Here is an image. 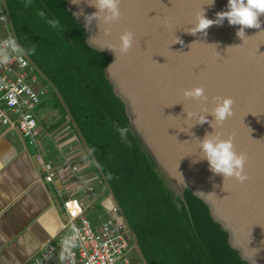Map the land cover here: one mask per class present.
Listing matches in <instances>:
<instances>
[{
    "label": "water",
    "instance_id": "obj_1",
    "mask_svg": "<svg viewBox=\"0 0 264 264\" xmlns=\"http://www.w3.org/2000/svg\"><path fill=\"white\" fill-rule=\"evenodd\" d=\"M64 2L83 27L87 46L110 56L104 75L167 187L183 201L190 190L240 259L264 264V15L261 28L245 29L242 40L239 26L227 20L207 35L186 32L200 12L215 20L216 13L227 11L228 0L212 5L211 0H121L122 17L112 25L86 22L85 15L97 12L90 6L94 0ZM125 31L134 34L133 48L127 55L114 54L108 49L119 47ZM176 38L183 43L174 44ZM197 87L205 90L206 101L184 96ZM216 97L233 99L234 115L213 128L209 113ZM201 116L209 122L198 123ZM206 135L234 137L235 151L247 157L245 183L224 181L200 160Z\"/></svg>",
    "mask_w": 264,
    "mask_h": 264
},
{
    "label": "trees",
    "instance_id": "obj_2",
    "mask_svg": "<svg viewBox=\"0 0 264 264\" xmlns=\"http://www.w3.org/2000/svg\"><path fill=\"white\" fill-rule=\"evenodd\" d=\"M4 2L18 43L35 48L27 56L52 91L50 104L80 133L146 263L246 264L201 200L185 190L183 201L167 187L104 75L110 56L87 46L64 0Z\"/></svg>",
    "mask_w": 264,
    "mask_h": 264
},
{
    "label": "crops",
    "instance_id": "obj_3",
    "mask_svg": "<svg viewBox=\"0 0 264 264\" xmlns=\"http://www.w3.org/2000/svg\"><path fill=\"white\" fill-rule=\"evenodd\" d=\"M50 103L45 99L36 116L40 142L57 169L55 185L41 178L34 149L18 132L0 137V264H25L60 230V194L78 197L94 220L110 193L70 117Z\"/></svg>",
    "mask_w": 264,
    "mask_h": 264
},
{
    "label": "built area",
    "instance_id": "obj_4",
    "mask_svg": "<svg viewBox=\"0 0 264 264\" xmlns=\"http://www.w3.org/2000/svg\"><path fill=\"white\" fill-rule=\"evenodd\" d=\"M10 35L17 41L5 2L0 0V40ZM24 59L26 63L23 66L14 61L6 68L0 67V137L18 132L34 149L33 161L41 178L55 185L57 169L40 142V128L35 114L36 108L52 91L30 58L25 56ZM71 169L76 171L78 166L73 165ZM86 188L93 190L90 185ZM60 200V230L25 264H147L135 251V240L111 191L94 220L86 215L78 197L70 194L64 198L60 194ZM73 235H76V246L71 249V256L61 261L62 241ZM131 249L138 259L128 256Z\"/></svg>",
    "mask_w": 264,
    "mask_h": 264
},
{
    "label": "clouds",
    "instance_id": "obj_5",
    "mask_svg": "<svg viewBox=\"0 0 264 264\" xmlns=\"http://www.w3.org/2000/svg\"><path fill=\"white\" fill-rule=\"evenodd\" d=\"M74 4L76 0H72ZM215 0H211L208 5L214 4ZM121 0H94L90 6L97 9V12L91 15H85L84 18L88 24L93 20H102L101 25H112L120 21L122 14L120 11ZM228 10L216 13V19L211 20L206 18L204 11L200 12L195 19L192 27L186 31L191 35L203 33L207 35V30L213 25H222L225 20L228 21L230 26H239L236 35L244 40L245 29L254 28L260 29V17L264 15V0H228ZM84 15L83 12L80 13ZM39 15L44 17V13L40 12ZM48 23L52 27H56L59 21L50 20ZM105 35H109L110 31L104 29ZM135 42L134 34L131 31H125L120 36V44L117 48L116 45L110 46L114 54L119 52L120 55H127L133 48ZM182 44L183 41L176 38L175 43ZM35 48L25 49L22 45L18 44L13 36H8L6 39L0 40V67H7L14 61L19 62L23 66L25 56L32 55ZM184 96L194 100L206 101L205 90L201 87L192 90H185ZM216 107L209 113L214 118L212 127L223 126L225 121L234 115L233 106L234 100L231 98L216 97ZM189 118L191 114H188ZM209 122L206 116H201L199 119L200 124ZM121 136H125L128 129H118ZM200 149L203 158L209 164V170L214 175H222L224 181L228 179H235L237 182L243 184L249 178L245 174V163L247 160L246 155L237 154L235 151L234 137L228 139H221L219 135H206L203 141H200ZM197 161H194V163ZM78 235V234H77ZM76 235L65 237L62 241L63 250L60 255V260L71 256V249L76 246Z\"/></svg>",
    "mask_w": 264,
    "mask_h": 264
},
{
    "label": "rangeland",
    "instance_id": "obj_6",
    "mask_svg": "<svg viewBox=\"0 0 264 264\" xmlns=\"http://www.w3.org/2000/svg\"><path fill=\"white\" fill-rule=\"evenodd\" d=\"M52 97H53V96L49 94L48 96H46V99L48 98L49 102H51V100H53ZM40 111H41V109H40V110H39V109H36V110H35V114H38V112H40ZM128 256H129L131 259H133V260H135L136 258L138 259L136 252H134V250H132V249L128 252ZM165 264H166V263H165Z\"/></svg>",
    "mask_w": 264,
    "mask_h": 264
},
{
    "label": "flooded vegetation",
    "instance_id": "obj_7",
    "mask_svg": "<svg viewBox=\"0 0 264 264\" xmlns=\"http://www.w3.org/2000/svg\"><path fill=\"white\" fill-rule=\"evenodd\" d=\"M135 244H136V243H135ZM137 247H138V246H137V244H136V249H135V251L138 252L137 254H139V256L142 257V254H141V252L138 250ZM147 264H156V263H155V262H151V263H147Z\"/></svg>",
    "mask_w": 264,
    "mask_h": 264
}]
</instances>
